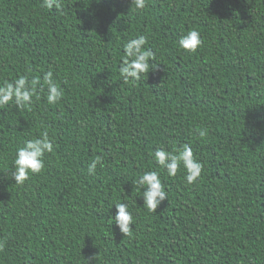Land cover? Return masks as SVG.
I'll return each instance as SVG.
<instances>
[{
    "label": "trees",
    "instance_id": "16d2710c",
    "mask_svg": "<svg viewBox=\"0 0 264 264\" xmlns=\"http://www.w3.org/2000/svg\"><path fill=\"white\" fill-rule=\"evenodd\" d=\"M42 3L0 0V83L40 81L31 105L0 108V264H264V0ZM192 29L194 54L178 45ZM140 35L160 65L125 85L123 45ZM49 71L64 91L55 105ZM44 131L43 171L15 183L17 149ZM184 144L204 165L194 185L153 157ZM152 170L168 194L155 213L135 185ZM117 202L130 238L111 220Z\"/></svg>",
    "mask_w": 264,
    "mask_h": 264
},
{
    "label": "clouds",
    "instance_id": "9594fccd",
    "mask_svg": "<svg viewBox=\"0 0 264 264\" xmlns=\"http://www.w3.org/2000/svg\"><path fill=\"white\" fill-rule=\"evenodd\" d=\"M137 11L144 10L147 6V0H131V7ZM42 7L46 9L60 10L61 0H43ZM148 39L140 35L134 39L128 40L124 45V59L119 67L120 78L125 85L136 86L150 71H154L160 64L155 62V53L146 47ZM204 41L200 33L195 30H189L178 40L179 48L194 54L203 47ZM150 61L152 63H150ZM38 79H30L28 75H20L13 81H4L0 83V108L14 103L17 108H25L31 105L33 97L37 94ZM44 84L47 86L46 100L50 105L57 104L64 96V91L54 80L53 73L49 71L44 76ZM201 138L208 135V129L201 127L198 130ZM54 151V142L49 138L48 132L44 131L39 137H34L24 141L23 146L16 151L13 161V171L11 179L19 185H23L33 175L40 174L45 167V155ZM156 165L161 171H166L169 177H175L183 166L185 170V181L189 185L196 184L201 178L204 165L194 156L192 147L184 144L174 151L157 149L153 154ZM97 165H102V158H95L88 167V173L95 175ZM135 185L141 189L143 206L149 212L155 213L161 203L167 198V191L160 179V172L156 170L144 172L135 181ZM116 214L111 218L113 223L119 228L125 237H132L135 220L132 213L128 210L126 203L117 202L114 204ZM3 243L0 242V249ZM94 259L89 258L87 264Z\"/></svg>",
    "mask_w": 264,
    "mask_h": 264
}]
</instances>
